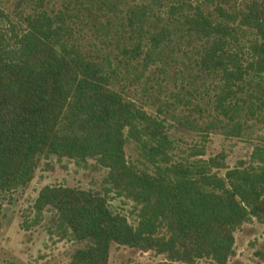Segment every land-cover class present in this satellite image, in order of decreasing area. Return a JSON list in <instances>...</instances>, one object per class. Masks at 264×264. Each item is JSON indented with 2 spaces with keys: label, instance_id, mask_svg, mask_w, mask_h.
Segmentation results:
<instances>
[{
  "label": "trees",
  "instance_id": "16d2710c",
  "mask_svg": "<svg viewBox=\"0 0 264 264\" xmlns=\"http://www.w3.org/2000/svg\"><path fill=\"white\" fill-rule=\"evenodd\" d=\"M33 1L15 31L0 30V191L26 183L37 156L92 158L106 170L104 193L44 184L33 201L36 220L43 207L54 210L58 237L87 241L66 264H105L111 242L152 249L168 260L225 264L233 230L251 217L264 224V149L255 147L244 166L227 167L221 156L208 157L213 166L225 168L222 175L169 163L171 141L163 118L112 85L127 59L113 64L106 54L82 50L70 40L65 12L50 14L44 0ZM75 3L91 10V3ZM183 4H169L176 26L170 23L198 38L194 62L219 80L213 107L221 118L208 125L237 134L246 119L264 116L263 6L249 1L240 27L234 25L236 14L217 3L216 17L196 1L186 3L188 10ZM149 20L143 9H129V31L137 40L122 54L158 57L173 29ZM237 29L251 35L246 45L237 40ZM140 37L147 41L145 50ZM127 138L140 146L151 169L126 160ZM107 192L132 202L133 223L109 209Z\"/></svg>",
  "mask_w": 264,
  "mask_h": 264
},
{
  "label": "rangeland",
  "instance_id": "374dc122",
  "mask_svg": "<svg viewBox=\"0 0 264 264\" xmlns=\"http://www.w3.org/2000/svg\"><path fill=\"white\" fill-rule=\"evenodd\" d=\"M44 1L50 14L58 10L65 12L66 22L71 26L70 40L82 50L92 55L106 54L113 64L117 59H127V68L116 71L120 76L112 85L122 89L124 95L145 112L163 118L166 135L171 141L169 163H182L222 175L225 168L213 166L208 157L221 156L227 167L244 166L251 161L255 147L264 149V116L261 114L246 119L239 132L233 135L226 134L222 127L208 125L209 121L221 118L213 107L219 80L199 69L194 62L198 38L172 26H176V19L172 18L169 4L177 0ZM78 1H85L87 5L91 3V10L79 8L75 3ZM183 1L182 9H190L186 3L194 5L196 1L214 17L217 3L236 14L234 25L245 27L240 15L251 0ZM259 2L264 12V0ZM34 7L33 0H0V30L7 34L15 31L22 15ZM130 8L143 9L149 21L174 22L169 24L172 34L161 45L158 57L153 54V60L144 59L143 52L136 57L131 52L122 54L123 47L129 48L137 40V34L129 31L127 23ZM175 15L181 18L176 12ZM236 33L237 40L246 45V37L251 35L242 34L238 29ZM140 39L145 50L147 41L144 37ZM123 150L127 161L138 168L151 169L142 149L132 139L125 140ZM105 171L92 158L76 161L66 156H37L32 176L26 183L9 191H0V264H66L73 250L85 246L87 241L58 237L52 228L55 212L48 206L42 208L36 220L34 198L44 184L104 193ZM106 201L112 212L124 214L130 223L135 221L130 200L107 192ZM105 264L211 263L204 258L192 263L168 260L152 249L111 242ZM225 264H264V224L251 217L233 230L232 253Z\"/></svg>",
  "mask_w": 264,
  "mask_h": 264
}]
</instances>
